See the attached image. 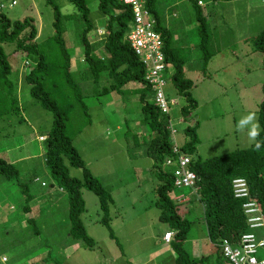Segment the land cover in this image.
<instances>
[{
    "label": "rangeland",
    "instance_id": "374dc122",
    "mask_svg": "<svg viewBox=\"0 0 264 264\" xmlns=\"http://www.w3.org/2000/svg\"><path fill=\"white\" fill-rule=\"evenodd\" d=\"M12 1L15 3L10 6ZM54 1L62 14H76L68 0ZM162 1L173 4L177 0H159L156 6L158 14L163 11ZM200 1V9L209 26L210 48L219 52L211 59L208 69L210 77L202 79L200 74L197 79V74L191 70L196 65L200 66L201 60L194 12L186 0L184 15L181 16L183 22L174 34L175 39H181L177 40L176 46L186 60L185 74L194 83L191 93L198 103L187 123L198 125L196 153L201 159H208L247 149L253 144L248 139L247 130L244 133L238 132L236 125L248 113L256 114L262 97L261 88L255 86L264 81L261 55L258 52L247 54L242 50L246 47L244 38H250L259 27H264V2L246 0L249 8L237 3L234 6L218 7L212 5L211 0ZM85 2L93 24L102 26L104 19L99 16L98 0ZM0 4L4 5L0 12L10 20L33 18L39 36H43L39 40L53 34L52 10L46 0H0ZM171 12L172 8L166 10L167 15ZM166 27L169 28L168 25ZM95 37L91 35V38ZM65 38L73 56V72L78 79L80 72H77L83 67V47L78 43V35L74 30L66 31ZM0 45L9 55L11 79L17 80L19 84V113L0 121V157L11 162V159L15 160L19 156L35 155L19 164L14 163L20 182L28 184V194L32 199L29 204L32 207L30 214H24L21 210V188L17 183L6 182L0 178V264H3L2 257L7 258L6 264H124L116 257L115 244L107 237V229L98 223L101 214L97 197L85 188L81 189L85 203L81 220L88 237L95 241V246L93 250H89L81 241L69 238L67 196L56 186L48 167L43 163L45 143L39 141L40 136L44 140L47 138L52 127V116L32 100L29 86L23 80L30 69L24 66V62L26 59L33 62L34 59L32 56L28 58L22 52H14V44ZM220 65L225 66L214 73ZM100 83L95 87L87 82L86 88L82 87L92 124L74 139L73 145L89 172L112 195L110 226L121 244L124 257L134 259L136 263L133 264H174L175 257L170 246L165 248L166 244L161 242L164 231L171 229L166 224L157 225L155 232L152 231L151 234L148 227L152 220L150 214L153 212L149 211L148 206L154 196L152 189L158 182L149 171L152 161L143 157L148 130L139 123L141 112L136 96L126 98L116 93L96 96L94 91L97 92L98 88L103 87L105 81L101 80ZM238 85L255 87L244 91L236 88ZM166 93L179 102V107L183 104L184 101L176 95L169 81ZM178 115L179 111L174 117L177 118ZM178 124H175L178 129L186 125ZM176 139L179 145L186 140L182 132ZM17 147L19 148L9 150ZM65 166L68 167L70 177L82 180L80 169L69 167L67 161ZM32 177L38 178L39 182H34ZM41 182L46 186L51 185L49 189L53 185L52 190L41 187ZM54 189L57 190L56 193L53 192ZM183 192L185 195L189 193L188 196L193 199L189 190ZM136 199L139 203H136ZM196 202L178 206L180 215L192 223L186 249L193 260L210 256L213 247L205 234L202 206ZM29 218L33 219V223L28 224ZM193 245H196V252ZM141 254L137 260L135 257Z\"/></svg>",
    "mask_w": 264,
    "mask_h": 264
},
{
    "label": "trees",
    "instance_id": "16d2710c",
    "mask_svg": "<svg viewBox=\"0 0 264 264\" xmlns=\"http://www.w3.org/2000/svg\"><path fill=\"white\" fill-rule=\"evenodd\" d=\"M158 1L146 0V8L153 15L154 31L160 35L163 43L167 79L165 78L166 85L162 88V93L166 100V109L156 105V91L145 79L146 67L127 42L126 36L130 30L132 13L130 7L123 4V0H98L99 16L104 19L103 30L100 34L98 32V35L96 25L89 17L85 0H68L76 11V14L68 15L62 14L54 0H46L52 10L54 31L52 35L42 40H39L43 36H39L33 18L26 17L22 21L10 20L0 12V44H14V52H22L28 58L32 56L34 59L33 62L27 59L24 62V66L30 69L23 80L29 86L32 100L52 116V127L44 140L43 163L48 167L56 186L66 193L69 238L81 241L89 250H93L95 246V241L88 237L81 220V215L85 212L81 189L85 188L98 199L101 214L98 223L107 229V237L114 242L115 248L124 254L110 226L112 195L89 172L80 153L73 145L74 139L92 124L83 93L85 84L91 82L98 87L101 84L100 81L104 80L105 85L98 88L97 92L94 91L96 96H106L111 93L126 98L136 96L141 112L139 123L148 130L143 157L152 161L149 171L158 182L152 189L154 196L148 206L149 211L153 210L150 214L152 220L148 223L151 234L152 231L155 232L157 225L164 224L174 231L169 244L170 250L174 253V264H211L212 260H215L216 264H229L223 254V241H228L234 248L239 247L241 236L249 232V215L243 213L242 204L250 201L256 203L264 220V146L256 150L253 142L247 149L213 156V158L201 159L198 156L196 153L198 125L187 123L191 114L197 109L198 103L191 93L194 83L185 74L186 60L181 55L180 48L176 46L177 40L181 41V39H175L174 34L183 22L181 16L184 15L185 10L176 12L177 15L171 18L174 24L168 28L165 24L168 7L163 3V11L158 14L156 10ZM186 1L194 12L201 60L200 66L196 65L195 69L191 66L190 68L197 74V79L200 78V74L203 79L210 75L208 69L211 59L219 52H214L210 48L209 26L206 16L200 9L201 1ZM236 3L247 5L246 0H211V4L218 7L234 6ZM11 5H14V1L10 3ZM3 7L4 5L0 4V10ZM171 13L173 14V11ZM185 20L187 22L186 18ZM73 30L78 35V43L83 47V68L77 72H80L78 79L73 72V56L70 54L65 38L66 31L73 32ZM91 35L98 36L100 40L91 42L95 40L91 38ZM246 44L252 47V53L258 52L261 55V68L264 69V27H259ZM8 56L0 45V121L19 113L17 93L19 84L17 80L11 79ZM218 71H220L219 67L214 73ZM168 81L172 84L176 95L184 101L180 107L179 102L166 93ZM236 88H239V85ZM261 95L256 115L261 129L258 140L264 145V81ZM177 110L179 115L175 118ZM176 119L178 125H186L178 129L175 125ZM180 132L186 139L181 145L176 139ZM174 148L178 149L177 153H174ZM179 157H187L189 160L186 169L197 177L193 186L181 188L175 186L174 174ZM65 161L69 167L82 171V180L69 176ZM17 173L18 169L14 163L0 157V178L6 182L17 183L21 188V191L19 190V195L22 197L21 210L24 214H30L32 207L29 204L32 199L28 194V184L24 181L22 184ZM32 179L34 182H39L36 181L38 178L32 177ZM235 179L245 181L249 197L236 199L233 196L232 182ZM40 186L49 189L51 185L46 186L44 182H41ZM52 188L53 185L49 190ZM183 190H189L190 195H193V199L190 198L192 202L197 201L202 206L205 234L214 245V256L193 260L191 254L183 248L192 224L180 215L178 208L186 202H182V197L177 198V196L189 195V193L185 195ZM53 192L56 193L57 190L54 189ZM136 203H139L137 199ZM145 214H147L146 211ZM28 221V224L33 223L32 218ZM257 257L258 259L262 257L261 251L257 253Z\"/></svg>",
    "mask_w": 264,
    "mask_h": 264
},
{
    "label": "built area",
    "instance_id": "2783aa9c",
    "mask_svg": "<svg viewBox=\"0 0 264 264\" xmlns=\"http://www.w3.org/2000/svg\"><path fill=\"white\" fill-rule=\"evenodd\" d=\"M124 3L129 5L132 10L130 30L126 36L127 42L130 44L135 55L141 59L146 67L145 79L153 85V89L156 91V105L158 104L163 109H166V100L162 93V88L166 85L165 78L167 73H165L162 39L154 31L155 20L147 10L145 0H124ZM177 152L178 149L174 148V153ZM188 164L189 160L187 157H179L177 169H175L174 174L175 186L177 188L193 186L197 180L195 174L186 169ZM232 193L236 199L249 197V191L245 181L235 179L232 182ZM242 209L245 215H249L248 225L250 229L263 228V218L256 203L251 201L244 202ZM170 234H164V239L167 242L171 238ZM260 247H264V240L257 243L253 235H242L239 247L234 248L232 244L224 240L223 254L228 259L229 264H264V257L260 259L256 257L258 253L257 248ZM7 261L6 257L1 258L3 264Z\"/></svg>",
    "mask_w": 264,
    "mask_h": 264
},
{
    "label": "crops",
    "instance_id": "0c3cea01",
    "mask_svg": "<svg viewBox=\"0 0 264 264\" xmlns=\"http://www.w3.org/2000/svg\"><path fill=\"white\" fill-rule=\"evenodd\" d=\"M165 4V6H167L168 8H167V10L168 9H170V8H172V11H173V14L171 13L170 15L168 14H166V16H165V24H166V26L168 25L169 27L170 26H172L174 23H172L173 22V19H171L172 17H175L177 14H176V12H178L179 13V9L178 8H182V9H184L185 10V6H184V0H177L176 2H174L173 4H168V3H166L165 1H162V4ZM164 6V7H165ZM247 7H249V5L247 4ZM250 8V7H249ZM96 28H97V33L99 32V30L102 32V30H103V26H97L96 25ZM94 40V39H93ZM100 40V38L98 37V36H96L95 37V40L94 41H91V42H97V41H99ZM247 41H249V38L247 39V38H244V40H243V43H244V45L246 46L242 51L244 52H247V54H252V47H250V45H248V44H246V42ZM101 48V47H100ZM100 48H99V50H100ZM242 51H241V53H242ZM76 62H77V60H76ZM80 62H82V61H80ZM230 64V63H229ZM225 65H228V64H225ZM225 65H220L219 66V69H222ZM83 68V67H82ZM255 86H258V87H262V84L260 85V84H258V85H255ZM255 86H250V87H246V86H239V88H241L242 90H244V91H250L251 89H253ZM40 137H42V136H40ZM19 147H17V148H10L9 150H11V149H18ZM33 157H35V155H30V156H19V157H16V159L15 160H12L11 159V162L12 163H20V162H22V161H25V160H28V159H30V158H33ZM39 157V156H38ZM180 197H182V202H188V203H190V202H192V200L190 199V196H182L181 194H179L178 196H177V198H180ZM166 233H174V231L173 230H166V231H164V233L161 235V242L162 243H164V244H166L165 245V248H168V246H169V244H170V241L169 242H166L164 239H163V235L164 234H166ZM171 240V239H170ZM186 244H187V240L184 242V245H183V248L188 252V250L186 249ZM212 246H214L213 244H212ZM116 249V251H115V254L117 255L116 257L117 258H119L122 262H124V264H133V263H136V261L134 260V259H127V257L125 256L124 257V254H122V252L118 249V248H115ZM190 249H191V247H190ZM111 250V249H110ZM193 250H194V252H196V245H193ZM211 255L212 256H214L215 255V252L213 251V247L211 248ZM142 256V254L141 255H139V256H136L135 258H137V260H139V258ZM104 258L107 260L108 258L106 257V256H104ZM211 264H216V262H215V260H212V262H211Z\"/></svg>",
    "mask_w": 264,
    "mask_h": 264
},
{
    "label": "clouds",
    "instance_id": "9594fccd",
    "mask_svg": "<svg viewBox=\"0 0 264 264\" xmlns=\"http://www.w3.org/2000/svg\"><path fill=\"white\" fill-rule=\"evenodd\" d=\"M146 1V0H145ZM15 3V1H14ZM123 4L130 7L129 5L125 4L124 3V0H123ZM131 10V8H130ZM131 13H132V10H131ZM151 14V13H150ZM152 15V14H151ZM153 17V15H152ZM132 21V20H131ZM101 33V31L99 30V34ZM236 130L238 132H241V133H244L245 130H247V136H248V139L250 142H254V146H255V149L256 150H259L262 146V143L258 140V137L260 135V125L257 121V117H256V114L254 112H250L248 113L246 116L242 117L240 119V121L237 123L236 125ZM39 141L40 142H43L44 141V138L43 136L42 137H39ZM257 205V204H256ZM243 210V209H242ZM264 222V220H263ZM248 231L247 233H244L243 235H253L254 239L256 240L257 243L261 242L264 240V226L263 228H260V229H250L249 225H248ZM258 231H261L260 234H258L257 232ZM174 233H171V238L173 237ZM164 236V235H163ZM242 237V236H241ZM164 239V237H163ZM165 240V239H164ZM166 241V240H165ZM171 241V240H169ZM168 241V242H169ZM167 242V241H166ZM240 243V241H239ZM258 249V252L261 251L262 252V257H264V247H260V248H257ZM257 257V255H256ZM261 257V258H262ZM258 258V257H257Z\"/></svg>",
    "mask_w": 264,
    "mask_h": 264
}]
</instances>
